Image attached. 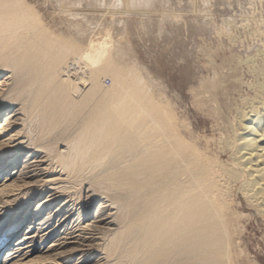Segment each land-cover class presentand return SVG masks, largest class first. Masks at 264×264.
I'll return each instance as SVG.
<instances>
[{"label": "bare ground", "instance_id": "bare-ground-1", "mask_svg": "<svg viewBox=\"0 0 264 264\" xmlns=\"http://www.w3.org/2000/svg\"><path fill=\"white\" fill-rule=\"evenodd\" d=\"M27 3L28 2L26 0H0V75L9 72V70L11 71L13 67L10 69L9 65L12 63V60H15L16 64H19L21 62L20 64L21 68L24 65L22 69H25V65L27 69L31 67V71H32L31 73L35 74L33 78L35 79L34 80L35 82H33V79L31 80L34 85L32 84L33 85L32 86L30 84L32 86V87L30 86L31 87L30 90L32 89L33 91L32 92H29L30 90L28 91L30 94L32 93V96L29 100L32 102V105L34 104L33 106H35V104L37 105L40 104L41 102H45L48 109V105L52 103L56 105L55 106L56 108L61 106L59 109H56L59 111L60 109L66 108L68 106L65 105V103L67 102L69 103V105L72 104L71 106L73 105L75 106V104L71 103L72 99H75L76 101L74 102L76 103V108L79 107L80 109H82V111L84 109L85 110L89 109L91 106H93L92 108H90L91 110H89L90 111L89 113L86 110L88 114L85 115L86 116L85 121L83 118V125L85 127V128L83 127V129L86 132V136H83L86 138L85 139L83 138V140L87 139V141L88 140L92 141V143L88 141L89 144L87 141H84L85 145H87L85 146V148L83 147V144L81 145L85 149L84 150L85 153L88 145H90V143L92 144L89 147L91 148L90 151H88L89 148L87 149V153L90 152L89 153L90 156L88 154L86 155V157L87 156L91 157V159L86 158L88 162L89 160H91L94 161V163H96L95 160H97V158L100 157V154H103L102 152H104V153H108L109 156L113 159V160L109 159L111 166L113 164L116 167V165H118L116 163H120L121 161L119 160L118 162L119 158L117 157L118 159L116 158L114 159L113 157V156H117L116 154L118 153L116 151V147H118L121 148L120 150L122 151L124 149L126 152L124 151L123 152L127 154L129 152L131 153L132 151L133 152L132 154H134V156H138V153L141 152L140 149H142L143 151L141 152V154H144L146 156L145 158H147L148 163L145 164L144 162H141L140 160L136 159L137 161L140 162V163L138 162L139 165H141V163H143L142 165L144 164L145 165L143 167L139 166L138 164H136L137 163L136 161L134 165L131 164L134 167L129 164L130 168H126V166L125 168L123 167L125 171L124 169L123 171H121L122 169L120 170L112 169L114 173L113 172L109 173V174H113V177L116 180H119V182L120 181L125 182L122 184L128 185L127 187L131 189V190L129 188L125 189L126 188L125 187L124 189L129 191L127 192L125 191V193L123 194L122 193L121 194L118 193V195L114 194L115 196L113 194H108L109 197L111 196L109 200L112 201V204L116 205V212L114 213L109 212V210L107 212L106 210L109 208V205L102 203L99 206V208L96 210V212H94L93 214V212L91 211H93V206L97 198L93 194L86 193L87 195H85L79 202L76 201L78 203L76 202L71 203V201L69 200L68 201L64 200L61 203V205L58 206L55 213L50 212L49 216H47L46 219L42 221H38L36 219L43 213L44 211L43 207L45 206V204L48 201L53 202L60 199V196L57 197V193L59 192L56 191V189L50 188V191H54V192L56 191V192L51 195L49 194V196L46 195L45 198L50 197L52 199L46 200V203H42V204L40 203L38 205V208L36 209L37 212L34 215V218L32 219V220H36V222L35 223L30 222L28 229L25 231L26 233H24L21 239L17 241L16 247L8 251V253L6 254V258L2 260L1 264H9L11 261L14 260H16V262H21L23 261V258L25 256L31 255L35 251H43L45 249L51 250L52 248H56L59 246L60 248H64L68 244H72V243L79 244L78 241L82 242V241L91 240L92 242L93 239L96 240V238H99L101 235L105 234L106 232L116 230L113 228L115 225H118L119 229H117L118 230L116 232L117 234L114 233L115 237L111 239L112 240L111 242L115 244L121 243L120 241L115 242L116 240L115 238L118 237V234L120 235V237L123 238V240H125L124 243L126 244H127L126 241L130 242L132 239L135 240L136 243L133 242V244L136 245H134L133 249L131 247L130 249L132 251L134 250V252L137 253L138 258H136L137 257L136 254H135L136 257L134 256L138 262L136 264H154L155 262L158 263V261H162L163 259L166 258L170 259L171 261L173 259V261L175 262L177 260L176 258L177 255H179L180 253L185 254L184 255L185 260H183L185 262H183V264H208L207 262L209 261L207 260L210 259L209 256H211L210 254H212L211 251H213L218 236H219L218 239H220L218 240V243H220L219 241H221L224 249L223 252L225 254H223L221 250L218 251L219 253L217 252V250H215L216 252L213 251L214 255L213 254L212 255L215 256L216 259H214L215 257L212 258V256L211 258L213 259V261L214 260L216 262L218 261L219 264H221L220 260L222 258L220 260H217V257L218 255H220V257L225 255L226 256L225 258H227L229 262H227L226 260L227 263L225 262L224 263L234 264L232 260H230V258L232 257L231 256L232 247L235 246L233 233L237 225L236 222L238 220V216L241 212L237 208L232 207L233 205L232 203L237 200L236 197L238 196L240 200L244 201V203L248 208L256 211V213L260 215L262 219H264V54L263 53L255 54L256 57L253 56L254 58H250V57L248 58L246 56L247 59L245 58L244 60L246 62L242 61L245 64L247 63L245 67L247 66L251 67L252 72L251 71L250 72L253 74L252 77L254 78L252 82L247 83V80H244L246 81L244 82L242 79L241 81L240 77L243 78V76L240 77L237 76L236 74L237 70L233 69L235 67L237 68V65L234 64L236 66L230 68L231 67L230 65H233L232 64L233 60L232 62L230 60H227V65L229 64L230 66L228 67V70L229 69L230 70L227 73L220 71L221 74L223 73L222 75L220 74L221 76L219 75L220 78H218V80L215 79L216 81L214 83L210 82L211 84L210 83H209L210 85L208 84V87L210 88L209 90L210 94L209 96H207L206 99L207 101L211 100L214 101L215 104H217L216 102H218L219 100L220 97L219 95L224 96L223 93H226L225 94L227 97L226 100L229 101L228 105L224 106L223 104L222 106H216L215 108L217 109L215 111L216 113L215 115L222 116L221 119H223L225 125L224 127L221 126L222 128L220 129L221 137H220L219 149H218L219 152L217 155L215 154L216 156L213 155V157H211V155H209L210 154L209 152L212 147L210 148L208 145H206L205 147L201 146L200 143H198V141L196 140L197 138L195 139L193 134L194 132L192 131L190 132L188 130L189 133H186L187 132L186 130L188 128H186V130H181V128H178L179 118L176 117L177 113H174L175 111L169 109V106H171V104L169 105L170 103L169 101L166 100L167 103L169 102L168 103L169 106H168V105H164V103H162L161 100H159L161 103L156 102V100L154 99L155 97L153 98L150 95H149L150 97H146V96L143 97V95H141L142 96L141 97L139 96L137 90L130 87L129 86L130 84L127 85L126 80L123 81L124 79L122 80L118 79L119 77H117L116 79V77L114 76L113 78L116 79L115 81L117 82L115 83H117L118 86L111 85V87L109 86L110 90H108L109 89L107 88L108 86L107 87L105 86L108 92L105 89L104 93L107 92L108 94L103 95L102 93H100L99 92L100 87L97 88L96 77H94L95 79H93V76H95V73L97 72L94 69V67H90L94 69V71L93 69H90L91 71L94 72V75L93 72L90 73L91 71H89L90 75H86L88 72L84 74L81 73L82 69L80 70L81 72L75 69L76 67L74 68L72 63L73 61H70L68 59L69 53L72 52L75 53L77 51L75 50L76 45L74 44V39L69 38L70 40H68L66 39V37L63 36L59 37V35L58 36L55 35L52 30L49 31L50 28H47L45 24H43L44 22H42V18L38 16L37 12L34 11V9L31 10V6H29L28 5L29 3L28 4ZM174 38L176 40V37ZM76 43L78 44V42ZM173 44H175V42ZM80 45L79 48H81ZM75 56L76 55L73 56V60L74 58L79 57V56L77 57ZM84 57L90 61V63H87V65L92 63L91 65L96 67L97 64L101 62L98 61L100 60V57L98 60H94L96 55L94 56L92 55V53L90 54L88 53L87 55L85 53ZM69 58L72 57L69 56ZM80 58L83 59L82 57ZM81 61H83L82 62V64L84 63L83 65H86L84 60ZM239 61L240 60L238 59V62ZM78 62L79 61H77V63ZM242 62L240 61V63ZM14 64L12 65L14 66ZM18 66L19 65L17 66L15 65L16 68ZM250 67H248L247 69H249ZM14 68L12 69V71L16 70ZM120 69L121 68H119V70ZM100 70L101 69L99 68L97 74L99 73ZM28 72H30V70ZM101 72L103 71H100V73ZM125 72H127V70ZM13 73L16 74V71L12 72V74ZM31 73L29 74L32 75ZM116 73L117 74L119 73V75L121 74V72L119 71ZM30 75L28 77H30ZM103 76L104 75L102 74L101 77ZM26 77L27 76H25V78ZM108 77H110V75ZM30 78H29V82H31ZM99 79L97 80L100 81L101 79L100 80ZM26 80L27 79H25V81ZM112 81L114 80L112 79ZM227 81L229 83L226 86L229 87L224 86ZM19 83L18 85H20ZM141 83L143 82H140V84ZM244 84L246 87V91L243 90ZM2 85L4 84L2 83ZM100 86H101V82H100ZM133 87L136 88V85H134ZM137 88L140 89V87ZM227 88H229V90L231 89V92H228L229 90L227 91ZM20 89L18 88V91ZM102 89H100V91ZM18 91H16L15 93L16 96H18L17 93H20ZM98 92L104 97L100 98L101 95L99 96ZM30 94L29 95L26 94V95L30 96ZM143 94L145 95V93ZM26 95L24 96V98H26ZM201 95L204 96L203 94ZM15 101H17V99H15ZM30 101L29 103H31ZM13 104L14 103H12L11 105ZM63 104L66 107L65 106L62 107ZM4 106L5 104L0 103V110L3 109ZM79 108L75 110H78V112L81 111ZM37 109H39L38 105H37ZM37 109L35 110L37 111ZM8 110L9 109H7V111ZM54 111L55 110H53V113ZM3 112L4 111L0 112V117L2 116ZM13 112H15V110H13ZM71 112H76V111H71ZM71 112L69 111V113ZM78 112L76 114H78ZM11 113L10 115H12ZM76 114H72V115L74 116ZM80 114L78 115L80 116ZM38 115H40V113ZM48 117L50 118L49 115ZM63 119H65V116ZM76 119L78 121V119L80 118H76ZM6 120H5L6 123L0 121V138L4 136L3 134L8 130L9 126L17 124V121H12L11 118L8 119L7 121ZM74 121L75 120L73 119L72 122L74 123ZM54 123H58V121L56 122L54 121ZM182 123L180 124L182 125ZM17 141L18 139H16V137L13 136L9 138L8 143L6 142L0 144V161L5 160L3 163H0V183L5 181L3 182L4 184L2 183V185L0 186H3L5 188H10V187L12 188V186L6 185L5 183L18 174L20 179H29L37 176L40 173L37 171L38 169L37 166H36L37 169H35V166L33 170H31L32 168H30L33 166L31 165L34 161L33 158H35V156L38 155L37 153L39 152L38 148L36 149L37 146H34L35 148L32 147L34 152L30 154L32 152L31 150L29 156L27 155L28 158L25 159L24 161H21L25 156L20 154V152L22 151L21 143L15 149H7L10 146L9 142H13L14 144V142ZM81 146L80 148H82ZM134 151H136V153L138 151L137 155L136 153H134ZM120 154L121 156L124 155L122 153ZM141 156L143 157V155ZM60 157L62 156L60 155ZM81 158L82 157H79L80 159L79 161H82ZM130 158L131 156H129L128 158L129 161ZM31 159L33 160L32 162L30 161ZM99 159L100 158H98V160ZM101 159H103V157ZM71 161L72 163H75V160L74 162L73 160ZM37 162L38 164L45 163L43 159L42 161L40 160ZM67 164L69 165L68 162ZM67 164H65L66 167L68 166ZM11 166L12 167L16 166L14 168L15 170L12 171L10 175H8V173L5 174L6 170ZM18 166L20 167V169L18 168L17 170L16 168ZM75 167L76 166H74V168ZM41 170L44 172L45 169H41ZM154 170H156L157 172L155 171L154 173L153 172ZM71 171L73 170L71 169ZM45 182L47 181H44V183ZM48 187L49 186L47 185L46 188ZM42 193H44V191ZM240 203L243 205V202ZM67 207L69 208L67 209ZM26 211L29 212V209H27ZM56 213L58 214L55 216ZM74 216L75 218L72 219ZM28 218L29 215L27 214L25 215V217L22 216L15 221H11L9 224H7L4 227L3 230L2 228L6 224L7 218L3 222H1L2 224L0 225V231L2 232L0 234V249L3 250L6 246H9L13 238L22 232L23 226L27 224ZM50 221L53 222L51 223ZM49 222L51 224L47 225ZM63 226H64L63 232L67 235V237L69 235L68 238H63V239H68V240H64L63 242L58 241L59 242L58 244H54L50 248L48 245L39 244V242L37 241V237H39L40 233L48 230L50 227H52L51 230L50 231L48 230V232L46 231L47 233H45V237L42 239V241L47 240V238L49 239V236L52 235V233L56 230L57 227L63 228ZM51 238H53V236ZM72 239H75V241H71ZM213 240H215L214 241L215 244L213 243ZM81 242L80 244L83 243ZM129 242L128 245L131 244ZM218 243L216 245H219ZM82 246H87V245L82 244ZM117 247L115 248L117 249ZM126 247L127 249L129 248V246L127 245ZM87 250L88 249H84L85 251L83 253L84 256L87 255V253L89 252ZM98 250H96V252ZM107 250H110V252L112 253V248L110 249L107 248ZM116 251L117 250L113 252ZM132 251L131 254H133ZM104 252L106 254L110 253L109 251H105V249ZM128 253H130V251ZM178 257H182V256H178ZM90 258L91 256L84 259L82 258L77 262L85 263ZM74 259L75 258L71 256H66L64 258L65 261H71ZM167 259L165 261H167ZM221 262H223V259ZM209 263H213L211 262V259Z\"/></svg>", "mask_w": 264, "mask_h": 264}, {"label": "rangeland", "instance_id": "rangeland-1", "mask_svg": "<svg viewBox=\"0 0 264 264\" xmlns=\"http://www.w3.org/2000/svg\"><path fill=\"white\" fill-rule=\"evenodd\" d=\"M26 1L29 3L27 4L31 6V10L34 9V11L37 12L38 16L42 18V22H44L43 24H45L47 28H50L49 31L52 30L55 35L57 36L59 35V37L61 36L66 37V39L68 40L74 39V44L76 45L75 50H77L78 52L76 51L77 52V53L75 52L76 54L74 52L69 53V56L72 58H69L68 56V59L70 61H73L72 62L73 66L74 68L76 67L75 69L79 71L82 69L81 70L82 72L81 71L80 72L83 74L87 72L89 73V71H91L90 69H93L90 67H94V69L97 72L99 68L101 69L100 71H103L101 73L99 71L98 74L95 71L96 72L95 76H93V79H95L94 77H96L97 88L100 87V89H102L103 87L104 89L101 90L102 92L99 89L100 93H102L103 95L108 94L107 88H109V86L111 87V85L112 86L117 85V83H115L117 81L115 80L117 79V77H119L118 79L121 80L124 79L123 81L126 80L127 85L130 84L129 85L130 87L137 90L139 96L143 95V97L145 96L146 97L151 96L153 98L155 97L154 99L156 100V102L161 103L159 101L161 100L162 103H164V105H168V103L170 102L169 105L171 104V106L168 105L169 109L175 111L174 113H177L176 117L179 118L178 128H181V130H186V128H188L186 130L187 132L186 131L185 132L189 133L188 130L190 132L191 131L194 132L193 133L194 137L195 139L197 138L196 140L198 141V143H200L201 146L205 147L206 145H208L210 148L212 147L209 152L210 153L209 155H211V157H213V155L216 156L218 154L219 142L221 137L220 129L224 127L225 122L223 121V119H221L222 116L215 115L216 114L215 111L217 110L215 108L216 106H222L223 104L224 106H226L229 104V101L226 100L227 98L225 95L226 93H223L224 96L219 95L220 97L218 102H216L217 104H215V102L211 100H208L209 101L208 102L206 100L207 96H209L210 94L209 93L210 88L208 87V84L210 82L214 83L216 80H218V78H220L219 75L221 74V72L227 73L230 70V69L228 70V67L231 66L230 68H233L236 65L237 68L235 67L233 69L237 70L236 71L237 76L239 77L243 76V78L240 77V80L241 79L243 81L247 80V83L253 81L254 78L252 77L253 74L251 73L252 72L251 67L250 66L245 67L247 63L245 64L242 61H244L245 58L247 59V57L254 58L253 56L256 57L255 54L258 53L264 54V0H26ZM174 37H176L177 41L175 40ZM76 42H78V44ZM174 42L175 44H173ZM79 45L81 48H79ZM171 46L174 47L172 48ZM85 53L86 55L88 53L89 54L92 53V55L94 56L96 55L97 58L95 57L96 58L95 59L93 57L94 60H98L100 57V60L98 61L101 62H99L96 67L91 65L92 63L87 65V63H90V61L84 57ZM74 55H76L75 57L77 56L79 57L74 58L73 60ZM100 55L104 58H102ZM80 57L82 58L84 57V58L81 59ZM238 59L243 64L240 63V61L238 62ZM81 60H84L86 65H83L84 63L82 64L83 61ZM227 60H230L231 62L233 60L234 62V63L232 62L233 65L230 66L229 64L227 65ZM77 61H79L78 62L79 64L77 63ZM14 63L15 60H12V63L8 65L10 66L9 67L10 69L12 67L14 68L15 65L16 66L19 65L17 68L16 67L14 68L16 70L12 71L13 69L12 68L10 71L8 68L9 72L0 75V93H1L0 103L5 104L3 109L0 110V112L1 111L5 112V113L3 112L2 116L0 117V121L5 122L6 119L8 120L11 118L12 121H17V124L8 127V130L3 134L4 136L0 138V144L6 142L8 143L9 138L15 136L16 139H18V141L14 142V144L13 142H9L10 148L8 147L7 149H15L21 143L22 151L20 152V154H22L23 156L25 155L21 161L27 159L28 158L27 155L29 156L31 150L32 152L30 154H32L34 152L33 150V148H35L34 146H37L36 149L38 148L39 152L37 153L38 155L35 156L36 159L33 158L34 161L32 159L30 160L31 162L33 161V163L31 164L33 166L30 168H32L31 170H33L34 166L35 169H37L38 167L37 171L40 173L38 174L39 176L37 175L29 179H20L18 174L5 183L6 185L12 186V188L11 187L5 188L3 186H0V201L2 202V203L0 202V208H1L0 225L2 224L1 222H3L7 218L6 219L7 222L3 226L2 230L11 221H15L22 216L25 217V215L27 214L29 215L27 224L23 226L22 232L13 238L9 246H6L3 250L0 249V260H1L0 264L2 260L6 258V254L8 253V251L16 247L17 241L21 239L24 233H26L25 231L28 229L30 222L35 223L36 220L42 221L46 219L47 216H49L50 212L55 213L58 206H60L64 200L67 201L69 200L71 201V203L76 201L79 202L85 195H87L86 193L93 194L97 198L93 206V211H91L93 212V214L94 212H96V210L99 208V206L102 203L109 205V208L107 210L105 209L107 212L108 210L111 213L116 212V205L112 204V201L109 200L111 196L109 197L108 194H113V195L114 194L118 195V193L123 194L125 193V191L126 192L129 191V190H125L128 189L129 187H127L128 185L126 184L125 185L122 184L125 182L120 181L121 182L120 183L119 180H116L113 177V174H109V173L111 172L114 173L112 169L114 170L122 169L121 171H123L125 166L126 168H130L131 164L134 165V163H136L137 161L136 159L140 160L141 162H144L145 164L148 163L147 158H145L146 156L144 154H141V152L143 151L142 149H140L141 150L140 153H138L137 151L138 156H134V154H132L133 153L132 151L131 153L128 151L129 153L127 154L124 153L126 152L124 149L123 152L122 150H120L121 148L118 147H116V151L118 153L116 154L117 156H113L114 159L119 158L118 162L119 160H121L120 163H116L118 164L116 165L117 168L113 164H112L113 166L112 168L109 159L111 160L113 159L109 156L108 153H104V152H102L103 154H100V157H98L100 158L99 159L100 161L97 158V160L92 159L95 160L96 163H94V161L91 160H89L88 162L86 158L91 159V157H89L90 152L87 153V149L90 147V145H92L91 144L92 141L88 140L91 143L90 145H88L86 152L84 153L85 150L84 148L85 146H87L85 145L84 141H87V139L83 140V138L84 139L86 138L83 137L86 136V132L83 129L84 127L83 118L85 121V117H86L85 115L90 112L89 110H91L90 108H92L93 106H91L89 109H86L88 113L86 112L85 109L82 111V109H80L77 106L81 110L78 112V110H75L78 109L76 108V103H74L76 101L75 99H72L71 103L75 104V106L74 105L71 106L72 104L69 105V103L67 102L65 103V105H68L67 107L64 104L62 105V107L63 106L66 107L63 108L64 110L63 109H60L59 111L56 110L59 109L61 106L56 108L55 107L56 105L52 103L48 105V109H47V105L45 102H41L40 104H37L39 108L37 109V105L35 104V106H33L34 104L32 105V102L29 100L32 96V93L30 94L29 92L33 91L32 89L30 90V88L34 85L33 82H35L34 81L35 79L33 78L35 74L31 73L32 72L31 67L27 69L25 65V69H22L24 65L23 66L21 65L22 66L21 68L20 67L21 62L19 64L16 63L14 64ZM12 64H14V66ZM113 66L116 68H114ZM110 67L111 69L114 68L116 70L114 69L111 70ZM248 67H250L249 68L250 70L247 69ZM119 68L121 69L119 70ZM125 69L127 70V72H125L126 71ZM17 70L18 71L22 70L23 72L22 71L18 72ZM29 70L30 72H28ZM15 71L16 74L13 73L15 75L14 76L12 72ZM93 71H91L90 73H92ZM118 71L121 72L120 75L119 73L118 74L116 73ZM17 72L19 75L17 74ZM29 73H31L32 75H30ZM88 73L86 75H90V73L89 74ZM26 74H29L31 78L28 77L29 75ZM99 74L101 76L103 74L104 76L101 77ZM109 75L110 77H108ZM25 76H27L28 78L27 77L25 78ZM113 76L116 77V79H114ZM132 77L134 78V80ZM29 78L30 81L33 79V82L32 81L29 82ZM25 79L27 80L25 81ZM97 79H99L100 81H98ZM112 79L114 81H112ZM100 82H101V86H100ZM140 82L145 83L147 86L143 83L140 84ZM2 83L4 85H2ZM18 83L21 86L18 85ZM132 83L136 85V88L140 87V89L138 88L136 89L135 87H133L134 85ZM228 83L229 82L227 81L224 86L228 85ZM30 84L33 85L31 86ZM203 84L204 86L206 84V86L204 87ZM245 84L243 86L244 91H246ZM105 86L108 87L106 88ZM18 88L19 89L22 88V89L18 91ZM105 89L107 91L106 93H104ZM108 90H110V88ZM161 90H163L164 92ZM228 90L229 88H227V91ZM16 91L20 92L17 93L18 96H16L15 94ZM228 92H231V89ZM21 93L23 96L21 95ZM100 93L99 96L101 95ZM143 93H145V95ZM26 94L28 95L30 94V96H27ZM201 94H203L204 96H202ZM25 95L27 99L24 98ZM102 97L104 96L101 95L100 98ZM15 99H17V101H15ZM27 100H29L31 103H29V101ZM166 100L169 102L167 103ZM11 102L14 104L11 105L12 104ZM7 109L9 110L7 111ZM35 109H37V111ZM52 109L55 110L54 113ZM13 110H15V112H13ZM69 111L70 112L76 111V112L69 113ZM77 112L78 114L81 113L80 114L81 117L78 114H76ZM10 113L12 115H10ZM39 113L40 115H38ZM72 114H76L74 115L76 117H74ZM48 115L50 116L51 119L48 117ZM64 116L65 119H63ZM58 117L62 121L59 120ZM76 118H80V119H78L77 121ZM73 119L75 120L74 123L72 122ZM54 121L55 122L58 121V123H54ZM180 121H182L183 123ZM180 123H182V125ZM70 137L73 140H71ZM79 144L80 146L83 144L84 148L82 146H81L82 148H80ZM90 149L91 148H89L88 151H90ZM120 153L124 155L121 156ZM134 153H136V151H134ZM88 154L89 156L86 157V155ZM60 155L64 157L62 158L60 157ZM141 155H143V157ZM129 156H131L130 161L128 159ZM79 157H82L81 158L82 161H79L80 160ZM102 157L103 159H101ZM70 158L71 160H73V162L75 160V163H72ZM42 159L45 161V163L38 164L37 161L40 160L42 161ZM132 159L135 161H133ZM4 161L5 160H2L0 161V163H3ZM67 162L69 163V165L67 164ZM138 162L139 161H137L136 164L139 165L140 162L139 163ZM65 164H67L68 166L66 167ZM142 164L143 163H141V165L139 166L143 167L145 165ZM74 166H76L77 168L76 167L74 168ZM15 167L16 166L14 167L11 166L10 168H8L5 174L8 173V175H10L11 172L15 170L14 169ZM18 168L20 169L19 166L16 169L18 170ZM41 169H45L44 172ZM71 169L73 171H71ZM155 171L156 170H154L153 172L155 173ZM43 180L47 182L44 183ZM3 182H1L0 185H2ZM47 185L49 186L48 188H46ZM50 188L56 189V191L59 192L57 193V197L60 196V199L53 202L48 201L46 203V200L52 198L50 197L45 198V196L46 195L49 196V194L51 195L56 192V191L55 192L50 191ZM43 191L44 193H42ZM236 199L237 200L232 203L233 204L232 207L237 208L241 212L236 222L237 225L234 231L235 234L233 233L235 246L232 247L231 250L232 257L230 256L231 257L230 260H232L234 264L235 263L264 264V219H262V217L258 215L256 211L248 208L244 203V201L240 200L238 196L236 197ZM240 202H243V205ZM40 203L41 204L46 203L45 206L43 207L44 211L36 220H32L37 212L36 209L38 208V205ZM69 207H67V209ZM27 209H29V212L26 211ZM58 213H56L55 216ZM74 218L75 216L72 219ZM50 222L52 223L53 221ZM50 222L47 225H50L51 224ZM59 227H57L56 230L52 233V235L49 236V239L47 238V240L45 241H42V239L45 237V233H47L48 230L50 231L52 227L46 230L47 232L44 231L40 233L39 237H37V241L39 242V244L48 245L50 248L54 244H58L59 242L68 240V239H63L69 237V235L67 237V235L63 232L64 226L63 228L62 227L59 228ZM113 228L116 230L114 231L112 230L113 232L108 231L105 234L101 235L99 238H96V240L93 239L92 242L91 240L82 241L83 243L81 241H78L79 244L81 242L83 245L86 244L87 246H82V244L79 245L77 243H72V244H68L64 248H60L59 246L56 248H52L51 250L45 249L46 251L45 250L35 251L31 255L25 256L23 258V261L16 262V260H14L11 261L9 264H15V263L17 264H134L135 263L136 264L138 263L137 260L135 259L137 253H135L134 250L132 251L130 249V247L133 249L134 245H136L133 244V242L136 243V241L132 239L133 241L132 240L130 242L126 241L127 242L126 244L124 243L125 240H123V238L120 237V235L118 234V237L115 238L116 239L115 242L120 241L121 243H117V244L112 243L111 239L115 237L114 233L118 231L117 229H119V227L118 225H115ZM1 232L2 231H0V234ZM52 236L53 238H51ZM218 238L216 240V244L218 243V240H220ZM71 241H75V239H72ZM214 241L215 240H213V243L215 244ZM128 242L131 244L128 245ZM219 242H220L218 243L219 245L213 244L214 245L213 251L217 250L218 252L221 250V252L225 254L223 252L224 250L223 245L221 241ZM126 245L129 246L128 249ZM88 246H90L91 248ZM109 246L110 248H112V253L110 252V250H107V248L110 249ZM115 247H117V249ZM83 248L88 249L87 251H89L87 255H85L86 257L83 255V253L85 252ZM104 249L105 251H109L110 253L106 254L104 252ZM96 250H98L99 252L98 251L96 252ZM115 250L117 251L113 252ZM129 251L130 253H128ZM131 251L133 252L134 255L131 254ZM213 251L211 252L214 255ZM212 254H210L212 258L215 257ZM184 255L185 254L182 253L177 255L176 257L177 260L175 262L173 261L172 258H171L172 261L166 258L167 261H165L166 259H163L164 261L162 260V261H158V263L156 262L155 263L183 264V262H185L183 261L185 260ZM66 256H71L77 260L74 259L71 261H65L64 258ZM90 256L91 258L85 263L77 262L82 258L84 259ZM178 256H182V257H178ZM211 256L209 257L211 259V262L213 263H209L210 262L209 257H208L209 260H207L209 262L207 261L206 262L208 264H216L218 261L217 262L215 260L213 261ZM223 256L220 257V255H218L217 260H220L222 258L223 262H221L222 261L221 259L220 260L221 264H223L224 262L225 263L229 262L227 258H225L226 256L225 255ZM136 258H138V256ZM214 259H216V257ZM179 261L182 262L180 263ZM217 264H219V262Z\"/></svg>", "mask_w": 264, "mask_h": 264}]
</instances>
